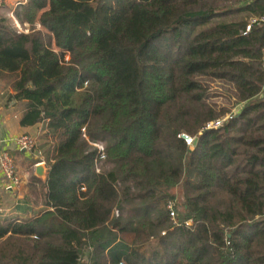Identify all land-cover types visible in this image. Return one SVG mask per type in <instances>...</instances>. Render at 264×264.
Listing matches in <instances>:
<instances>
[{"label":"trees","instance_id":"obj_1","mask_svg":"<svg viewBox=\"0 0 264 264\" xmlns=\"http://www.w3.org/2000/svg\"><path fill=\"white\" fill-rule=\"evenodd\" d=\"M12 17L28 30L0 15V84L35 85L48 150L42 208L0 217V264H264V21L243 34L264 0H24ZM209 83L241 107L203 130L229 112Z\"/></svg>","mask_w":264,"mask_h":264},{"label":"crops","instance_id":"obj_2","mask_svg":"<svg viewBox=\"0 0 264 264\" xmlns=\"http://www.w3.org/2000/svg\"><path fill=\"white\" fill-rule=\"evenodd\" d=\"M12 2L13 0H6L0 15L17 26L12 17V7L7 10L5 8ZM42 114L43 104L39 91L30 79H26L25 86L17 92H11L0 84V151L6 150L12 157L20 179L18 187L9 190L0 177V217H30L42 208V190H37L36 184H31L29 179L35 176L36 165H40L43 171V176L39 179L42 180L45 175L43 159L48 150V141L43 137L45 122ZM20 135H28L34 139L35 155L16 148L14 140ZM35 156L40 162L30 164ZM30 193H35L36 196H31Z\"/></svg>","mask_w":264,"mask_h":264},{"label":"built area","instance_id":"obj_3","mask_svg":"<svg viewBox=\"0 0 264 264\" xmlns=\"http://www.w3.org/2000/svg\"><path fill=\"white\" fill-rule=\"evenodd\" d=\"M6 0H0V10L4 6ZM24 0H15L14 6L16 7L19 4H22ZM258 21H264L263 19L257 20L256 18H251L249 19L248 24L244 28L243 34L249 31V27L252 24L257 23ZM17 28V26H16ZM235 114V112H231L228 114H225L223 117L212 121L208 122L204 125L203 130H214L217 129L224 121L227 119H230L232 115ZM183 143L187 146L190 147L194 144L195 139L186 135V134H180L178 136ZM15 146L18 150L30 153L33 156L34 152V139L28 135H20L15 138L14 140ZM92 146L99 152H102V146L98 144H92ZM37 156L38 153H37ZM0 177L3 181V183L6 185V189H14L17 188L20 182V179L17 175L15 165L13 163L12 157L9 155V153L6 150H1L0 151ZM165 209L168 214V219L172 222L175 223V213H174V204L172 201H168L165 205ZM116 214V212H115Z\"/></svg>","mask_w":264,"mask_h":264},{"label":"rangeland","instance_id":"obj_4","mask_svg":"<svg viewBox=\"0 0 264 264\" xmlns=\"http://www.w3.org/2000/svg\"><path fill=\"white\" fill-rule=\"evenodd\" d=\"M14 3H15V0H13L12 3H10L9 5L7 4V6L5 7L6 10L9 9L10 7H12V9H14L15 7L14 6ZM2 10V9H1ZM0 10V11H1ZM3 12V11H2ZM1 12V13H2ZM11 21V20H10ZM18 24V23H17ZM11 26L15 27V25H13L12 21H11ZM23 26V27H22ZM20 26L19 24L17 25V28L16 30L18 32H27L28 30V27L25 26V25H22ZM25 26V27H24ZM209 86H210V89L212 91V93H215L213 96H215L213 99V103H216V105H219V106H224L226 109L229 110L228 113H231V112H237L239 109H240V104H233L234 102L227 96L228 95V89L226 86L224 85H221V84H217V83H209ZM229 99V100H228ZM227 113V114H228ZM100 145V144H98ZM37 159V156H35ZM96 168L97 169H104V170H107L110 168V165H105L104 163L102 162H99L97 165H96ZM30 179V178H29ZM36 187H37V190L40 191V186H38L36 184ZM36 190V191H37ZM173 195H174V199H173V204H180L181 203V194H180V189L179 188H175L173 191ZM31 196H36L35 193H30ZM175 213V211H174Z\"/></svg>","mask_w":264,"mask_h":264},{"label":"water","instance_id":"obj_5","mask_svg":"<svg viewBox=\"0 0 264 264\" xmlns=\"http://www.w3.org/2000/svg\"><path fill=\"white\" fill-rule=\"evenodd\" d=\"M23 152V151H22ZM34 174L35 176H37L38 178L43 176V171H42V167L40 165H36L35 169H34Z\"/></svg>","mask_w":264,"mask_h":264}]
</instances>
